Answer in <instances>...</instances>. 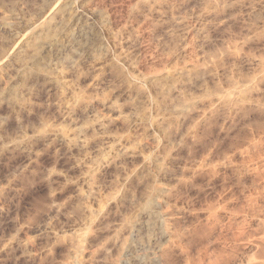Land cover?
<instances>
[{
	"label": "rangeland",
	"instance_id": "1",
	"mask_svg": "<svg viewBox=\"0 0 264 264\" xmlns=\"http://www.w3.org/2000/svg\"><path fill=\"white\" fill-rule=\"evenodd\" d=\"M0 264H264V0H0Z\"/></svg>",
	"mask_w": 264,
	"mask_h": 264
},
{
	"label": "bare ground",
	"instance_id": "2",
	"mask_svg": "<svg viewBox=\"0 0 264 264\" xmlns=\"http://www.w3.org/2000/svg\"><path fill=\"white\" fill-rule=\"evenodd\" d=\"M152 82H154L155 84H157V83H158V79H154ZM161 83H162V82H160V84H161ZM162 94L165 96V95H166V92H162ZM226 101H228V99H226ZM186 109H187V105H182V106L175 107L174 110L176 111V114L179 115V114H183V113L185 112ZM155 164H156V165H155L156 168H158V169H162V168H161V165L159 164V162H157V163L155 162ZM155 189H158V187L155 188ZM155 191H156V190H155ZM160 191H161V190H159V193L162 192V191H161V192H160ZM153 192H154V188H153ZM149 194H150V193H149ZM152 194H153V193H152ZM156 194H157V192H156ZM151 196H152V195H151ZM154 196H156V195H154ZM146 198H147V197H146ZM149 198H150V197H149ZM148 200H149V199H148ZM148 200H147V201H148ZM145 201H146V200H145ZM148 202H149V203L147 204V206H146V204H145V206H146L147 208H149L151 205L154 206V205L152 204V203H153V198H150V200H149ZM154 203H155V202H154ZM146 207H145V208H146ZM140 208H141V207H140ZM140 208H139V209H140ZM151 208H152V207H151ZM137 209H138V208H137ZM149 210H150V209H149ZM149 210H148L146 213H148ZM137 211H138V210H137ZM143 211H146V209H145V210H143V209L140 210V212H143ZM138 212H139V211H138ZM143 213H144V212H143ZM140 214H141V213H140ZM135 216H136V215H135ZM135 216H134V217H135ZM137 216H139V215H137ZM137 216H136V217H137ZM134 217H133V218H134ZM133 218H131V219H133ZM131 219H130V220H131ZM134 219H135V218H134ZM135 221H136V220H135ZM135 221H127L128 223H127V225H125V226H127V228H128V227L132 228V226H134V222H135ZM125 223H126V222H125ZM133 228H134V227H133ZM81 238H83V237H81Z\"/></svg>",
	"mask_w": 264,
	"mask_h": 264
}]
</instances>
